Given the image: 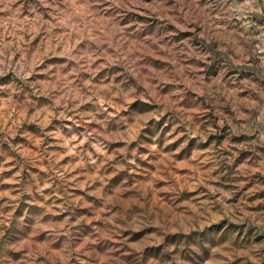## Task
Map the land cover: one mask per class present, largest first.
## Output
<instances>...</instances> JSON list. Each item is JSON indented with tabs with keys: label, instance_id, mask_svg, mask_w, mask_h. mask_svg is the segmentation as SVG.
Here are the masks:
<instances>
[{
	"label": "rangeland",
	"instance_id": "obj_1",
	"mask_svg": "<svg viewBox=\"0 0 264 264\" xmlns=\"http://www.w3.org/2000/svg\"><path fill=\"white\" fill-rule=\"evenodd\" d=\"M0 264H264V0H0Z\"/></svg>",
	"mask_w": 264,
	"mask_h": 264
}]
</instances>
